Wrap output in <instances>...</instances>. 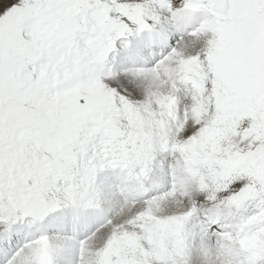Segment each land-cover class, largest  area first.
I'll use <instances>...</instances> for the list:
<instances>
[{
    "label": "snow or ice",
    "instance_id": "snow-or-ice-1",
    "mask_svg": "<svg viewBox=\"0 0 264 264\" xmlns=\"http://www.w3.org/2000/svg\"><path fill=\"white\" fill-rule=\"evenodd\" d=\"M0 264H264V0H0Z\"/></svg>",
    "mask_w": 264,
    "mask_h": 264
}]
</instances>
